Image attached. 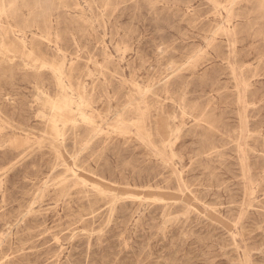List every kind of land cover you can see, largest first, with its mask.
I'll return each mask as SVG.
<instances>
[{"label": "rangeland", "instance_id": "obj_1", "mask_svg": "<svg viewBox=\"0 0 264 264\" xmlns=\"http://www.w3.org/2000/svg\"><path fill=\"white\" fill-rule=\"evenodd\" d=\"M0 264H264V0H0Z\"/></svg>", "mask_w": 264, "mask_h": 264}]
</instances>
